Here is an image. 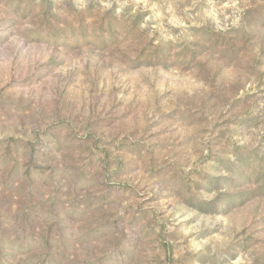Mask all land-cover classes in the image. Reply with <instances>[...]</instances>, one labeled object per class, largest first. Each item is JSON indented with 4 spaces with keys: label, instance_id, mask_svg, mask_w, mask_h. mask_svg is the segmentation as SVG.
<instances>
[{
    "label": "rangeland",
    "instance_id": "rangeland-1",
    "mask_svg": "<svg viewBox=\"0 0 264 264\" xmlns=\"http://www.w3.org/2000/svg\"><path fill=\"white\" fill-rule=\"evenodd\" d=\"M0 264H264V0H0Z\"/></svg>",
    "mask_w": 264,
    "mask_h": 264
}]
</instances>
